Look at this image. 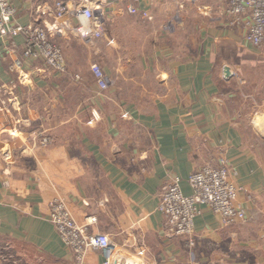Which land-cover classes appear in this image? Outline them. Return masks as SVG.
I'll list each match as a JSON object with an SVG mask.
<instances>
[{
    "label": "crops",
    "instance_id": "crops-1",
    "mask_svg": "<svg viewBox=\"0 0 264 264\" xmlns=\"http://www.w3.org/2000/svg\"><path fill=\"white\" fill-rule=\"evenodd\" d=\"M56 1L14 0V21L49 28L71 74L86 79L107 57L116 79L100 93L95 77L79 84L25 56L23 33L0 37V264H79L49 219L55 197L137 264H264V138L233 83L264 62V43L246 39L250 15L226 0H140L148 17L129 11L132 0H63L71 11L60 17ZM76 5L98 6L100 46L75 31ZM74 90L94 94L81 102ZM222 163L244 217L225 223L201 205L192 235L168 234L164 186L179 175L189 194L193 170ZM84 264H105L103 251L89 248Z\"/></svg>",
    "mask_w": 264,
    "mask_h": 264
},
{
    "label": "built area",
    "instance_id": "built-area-1",
    "mask_svg": "<svg viewBox=\"0 0 264 264\" xmlns=\"http://www.w3.org/2000/svg\"><path fill=\"white\" fill-rule=\"evenodd\" d=\"M13 1L0 0V37L9 33H23L25 35V56L42 59L52 70L70 74L77 82L83 80L82 74H71L69 71L64 51L53 38L49 28L40 25L26 26L14 21L17 9ZM139 1L132 0L128 5L129 11L140 12L143 17H148V10L140 8ZM226 1L229 5L228 10L232 14L240 15L247 12L250 15L251 20L246 39L254 46H262L264 43V0ZM55 11L58 16L62 17L71 11V8L65 1L57 0ZM72 11L78 18L75 31L80 36L94 39L104 35L98 6L76 5ZM91 70L99 92L103 93L110 86L111 77L98 62L92 64ZM50 141L49 135H43L40 143L47 145ZM181 179L179 175H175L164 186L160 194L158 208L166 217V232L168 234L192 235L195 231V218L202 212L201 205H207L220 214L225 223H230L235 218L244 217V210L236 205L242 187L231 179L230 169L226 164H205L193 170L189 176L192 188L189 194L183 191ZM49 205V219L79 264H84L89 248L101 249L105 255V264H114L113 259L117 248L107 233L91 231L88 224L93 221L86 224L78 222L66 201L61 197L53 198ZM257 235L259 241L264 243V227L258 229ZM142 253L143 251L139 250V254Z\"/></svg>",
    "mask_w": 264,
    "mask_h": 264
},
{
    "label": "rangeland",
    "instance_id": "rangeland-1",
    "mask_svg": "<svg viewBox=\"0 0 264 264\" xmlns=\"http://www.w3.org/2000/svg\"><path fill=\"white\" fill-rule=\"evenodd\" d=\"M101 39L102 37L92 39L93 41H95L94 45H96L97 43L98 46H100ZM171 44H172L173 49H177L180 46L182 47L186 46L185 43H180L177 41H173V43ZM102 60L105 62V64L108 63L113 68L115 67V64H114L115 62L112 59H108L107 57L106 58H102V57L94 58V61H98L100 62L101 65H104L101 62ZM245 70L246 72H243V74L238 71V76L236 80H234L233 82L237 84L235 87L237 91L239 92L237 96V100L242 99L243 97L247 98V100H250L251 104L245 109L246 110L245 122L247 124H250L253 127V129L256 130L261 137L264 138V62H260L258 64H248L246 65ZM85 76H86V79L83 76L84 79L78 81L77 83L81 84L84 81V84H87V83L94 84V78H93L94 76H93L92 70L91 71L89 70ZM109 76L111 77L112 82L113 81L115 82L116 75L110 74ZM108 89L109 88H107V90ZM92 93L93 92H90L89 90L88 91L74 90L72 94H73V98H78L79 100L83 99V101L81 102H84V99L92 96ZM70 108H71L70 106L63 107L64 109L63 112L70 114L69 113ZM68 127H69V124L65 123L59 127L60 128L59 130L63 131V130L68 129Z\"/></svg>",
    "mask_w": 264,
    "mask_h": 264
},
{
    "label": "water",
    "instance_id": "water-1",
    "mask_svg": "<svg viewBox=\"0 0 264 264\" xmlns=\"http://www.w3.org/2000/svg\"><path fill=\"white\" fill-rule=\"evenodd\" d=\"M258 47V46H256ZM231 71L228 66L225 67V76L228 77ZM114 264H137V261L129 255L117 254L113 259Z\"/></svg>",
    "mask_w": 264,
    "mask_h": 264
}]
</instances>
